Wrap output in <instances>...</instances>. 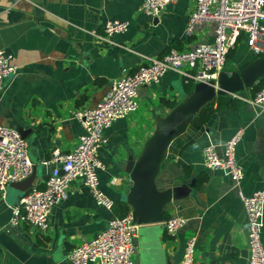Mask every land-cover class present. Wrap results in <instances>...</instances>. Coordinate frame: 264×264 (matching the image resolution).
Segmentation results:
<instances>
[{"label": "crops", "instance_id": "obj_1", "mask_svg": "<svg viewBox=\"0 0 264 264\" xmlns=\"http://www.w3.org/2000/svg\"><path fill=\"white\" fill-rule=\"evenodd\" d=\"M142 1L0 0V48L11 52L19 66V73L0 91V124L29 131L31 157L40 161L38 188L45 186L57 166L44 163L53 150H72L84 133L75 111L95 107L114 80L135 71L150 57L214 41L216 24L211 20L198 22L191 34L186 33L196 0H175L158 17L139 11ZM116 19L128 20L129 30L109 41L99 39L96 33H102L104 23ZM231 50L229 65L221 71L228 78L264 56L252 51L245 36ZM188 82L196 83L169 69L158 83L141 86L138 110L116 120L106 131L107 142L99 150L106 165L100 180L113 202L128 204L134 185L128 163L139 159L158 119L189 94ZM259 87L237 92L238 97L224 94L228 101L218 108L216 102V110L205 123L193 122L170 143L156 184L162 191L187 189V184L195 183L165 207L166 218L180 214L186 223L175 236L166 233L164 222L139 226L137 264H181L191 235L197 236L195 264H247V213L239 187L226 171L205 167L203 151L215 145L223 154L224 142L243 128L245 135L237 148L245 170L240 187L245 193L264 188V107L246 101ZM3 198L0 264H72L70 250L106 229L114 217L112 210L96 204L80 179L71 183L68 198L53 208L45 231L28 223L11 225V207L19 203L21 192L8 186L0 189V201ZM4 227L8 231H1ZM148 237L157 238L154 250L143 248L150 243Z\"/></svg>", "mask_w": 264, "mask_h": 264}, {"label": "built area", "instance_id": "obj_2", "mask_svg": "<svg viewBox=\"0 0 264 264\" xmlns=\"http://www.w3.org/2000/svg\"><path fill=\"white\" fill-rule=\"evenodd\" d=\"M173 1L143 0L139 11L158 17ZM203 20L216 24L213 42H201L187 50L171 49L161 58L150 57L135 71L125 72L114 80L95 107L75 111L74 118L81 123L84 133L72 150H53L51 158L44 163L54 162L57 166L51 169L44 187L34 188L13 206L11 225L28 223L39 230H47L53 208L68 198L70 185L77 179L88 187L97 205L112 210L114 202L101 187L100 172L106 165L99 150L107 142L106 131L112 124L138 110L139 88L158 83L169 69L194 82L212 79L217 82L226 66L228 52L243 36L254 53L264 54V0H196L186 33L191 34L195 25ZM129 27L128 20H107L102 33L96 35L109 41L116 34L127 32ZM18 73L14 55L0 48V91L4 90L7 80ZM232 96L238 97L237 94ZM246 101L264 107V86ZM244 135L243 128L237 129L224 142L223 154L215 145L206 146L203 163L207 168L226 171L239 187L238 193L247 213V264H264V188L245 193L240 187L245 170L238 161L237 148ZM33 170L27 138L17 128L0 124V189L5 191L11 183L26 179ZM185 223V217L172 214L164 221V228L168 235L175 236ZM138 229L131 212L112 217L106 229L73 247L68 258L72 264H137L135 239ZM196 242V235L187 239L181 264H195Z\"/></svg>", "mask_w": 264, "mask_h": 264}, {"label": "water", "instance_id": "obj_3", "mask_svg": "<svg viewBox=\"0 0 264 264\" xmlns=\"http://www.w3.org/2000/svg\"><path fill=\"white\" fill-rule=\"evenodd\" d=\"M263 81L264 56L252 61L247 67L230 78L221 73L217 82L213 79L209 82L197 81L193 90L179 105L174 107L167 116L158 119L157 129L147 141L143 153L137 161H131L127 166V171L131 173L134 181V185L127 196V202L131 208L133 222L136 225L163 223L166 220V205L183 197V194L188 191L187 189L190 191L195 186V183L192 182L187 184V189L182 187L162 191L158 189L156 178L170 143L185 132L203 106L215 100L218 95H232L245 89H254ZM17 129L27 138L28 130L22 127H17ZM27 141L30 154L31 139L27 138ZM30 158L34 163L32 174L22 181L9 185L10 188L21 192V198L25 197L34 188H38L41 177V175L38 176V163L40 161H33L31 154ZM4 201L5 198L1 199L0 202ZM13 206L11 207L10 220L13 216ZM6 230L8 231L6 227L1 229V231ZM156 239L148 237L150 243H146L143 248L154 250L153 248L157 247ZM167 264H170V262L168 261Z\"/></svg>", "mask_w": 264, "mask_h": 264}, {"label": "trees", "instance_id": "obj_4", "mask_svg": "<svg viewBox=\"0 0 264 264\" xmlns=\"http://www.w3.org/2000/svg\"><path fill=\"white\" fill-rule=\"evenodd\" d=\"M234 51H230L228 56L232 55ZM264 83V82H263ZM194 83L193 82H188L186 84V91L187 93H190L193 89ZM264 86V84H262ZM261 86V87H262ZM259 86L255 87L258 88ZM259 87V88H261ZM228 100L225 98V95H219L214 102L208 103L206 106H204L199 113L196 115L195 119L193 122H198L200 124L205 123L213 114V112L216 110L214 107V104L217 102L218 107H222ZM173 107V105H170ZM112 212L115 216H125L130 212L129 206L125 201H119V202H114L113 207H112Z\"/></svg>", "mask_w": 264, "mask_h": 264}, {"label": "rangeland", "instance_id": "obj_5", "mask_svg": "<svg viewBox=\"0 0 264 264\" xmlns=\"http://www.w3.org/2000/svg\"><path fill=\"white\" fill-rule=\"evenodd\" d=\"M228 63V62H227ZM228 65H229V63L228 64H226V67H228Z\"/></svg>", "mask_w": 264, "mask_h": 264}]
</instances>
